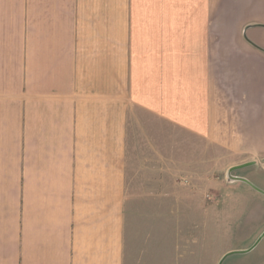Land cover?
<instances>
[{
	"label": "crops",
	"instance_id": "0c3cea01",
	"mask_svg": "<svg viewBox=\"0 0 264 264\" xmlns=\"http://www.w3.org/2000/svg\"><path fill=\"white\" fill-rule=\"evenodd\" d=\"M216 152L264 194V0H0V264H203L129 199Z\"/></svg>",
	"mask_w": 264,
	"mask_h": 264
},
{
	"label": "rangeland",
	"instance_id": "374dc122",
	"mask_svg": "<svg viewBox=\"0 0 264 264\" xmlns=\"http://www.w3.org/2000/svg\"><path fill=\"white\" fill-rule=\"evenodd\" d=\"M217 156L219 152L210 170L201 174L202 183H195L186 167L165 166L161 181L150 173L135 178L137 196L129 199L134 247L141 242L161 244L158 255L162 258L171 254L202 255L203 264H217L225 252L245 250V245L255 242L256 234L264 228V194L237 182L234 169L230 171L231 163L219 161ZM249 182L260 188L252 179ZM263 245L264 237L251 251L232 254L222 264H264ZM148 250L150 255L155 254L154 248ZM140 253L141 248L136 247L134 254ZM162 261L169 264L170 260Z\"/></svg>",
	"mask_w": 264,
	"mask_h": 264
},
{
	"label": "water",
	"instance_id": "95a60500",
	"mask_svg": "<svg viewBox=\"0 0 264 264\" xmlns=\"http://www.w3.org/2000/svg\"><path fill=\"white\" fill-rule=\"evenodd\" d=\"M233 169H235V168H234V167L231 168L230 171H232ZM234 178H235V177H234ZM236 179H237V180H240L239 178H236ZM241 180L247 182V180H245V179H243V178H241ZM263 235H264V232L261 234L260 237H262ZM252 247H253V246H252ZM250 249H251V248H249L248 250H250ZM248 250H243V251H231V252H228V253H226V254L222 257V259H224L226 256H228V255H230V254L247 252Z\"/></svg>",
	"mask_w": 264,
	"mask_h": 264
}]
</instances>
